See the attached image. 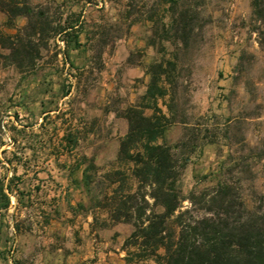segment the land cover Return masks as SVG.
Listing matches in <instances>:
<instances>
[{"label": "rangeland", "instance_id": "1", "mask_svg": "<svg viewBox=\"0 0 264 264\" xmlns=\"http://www.w3.org/2000/svg\"><path fill=\"white\" fill-rule=\"evenodd\" d=\"M31 2L51 25L69 21L82 28L79 45L74 34L49 28L33 36L18 66L10 47L22 49L16 36L27 43V20L20 16L11 25L0 11L6 44L0 46V185L13 177L12 191L5 189L9 206L0 208V264H155L124 245L133 227L112 220L105 195L137 186L132 164L117 157L127 131L124 111L144 103L148 66L175 52L177 119L186 124L171 125L165 142L187 158L183 193L212 184L210 174L228 155V123V135L239 141L232 142L231 156L252 161L262 155L254 178L243 182L244 194L253 199L264 192V49L252 0H190L198 18L187 50L161 31L154 34L150 21L126 28V16L163 15L154 0ZM158 105L167 111L162 99ZM66 133L77 135L74 146L63 140ZM90 163L86 189L82 171ZM110 174L118 179L113 185Z\"/></svg>", "mask_w": 264, "mask_h": 264}, {"label": "trees", "instance_id": "2", "mask_svg": "<svg viewBox=\"0 0 264 264\" xmlns=\"http://www.w3.org/2000/svg\"><path fill=\"white\" fill-rule=\"evenodd\" d=\"M82 1L93 5L98 0ZM153 8L162 9L163 15L155 12L143 18L126 16V28L141 20L150 21L154 34L161 31L166 40L187 50L195 40L193 34L198 18L193 3L190 0H154ZM252 9L258 21L255 29L258 43L264 49V0H252ZM0 11L11 25L20 16L27 20L24 26L27 43L22 36L20 39L16 36L22 49L10 47V55L19 59L18 66H22L20 59L28 51L30 39L41 36L48 28L55 35L74 34L75 44H80L81 23L66 21L51 25L31 0H0ZM5 45L0 41V46ZM178 66L177 52L172 58L152 62L148 66L150 79L144 103L131 105L124 111L127 131L119 140L117 157L132 164L131 174L137 186L129 191H121L117 186L110 197L105 195L110 216L114 221L132 225L133 230L124 241L126 247L135 248L132 255L139 259L152 258L155 264H264V192L248 199L243 191V182L254 178L253 165L262 155H254L252 161L242 155L231 156L232 142H239L232 140L235 134L228 135L233 124L228 123L224 129L230 140L226 145L228 155L220 161L217 171L210 174L212 184L191 190L188 195L182 191L181 176L187 158L165 142V133L171 125L186 124L177 119L175 98L179 83L174 73ZM167 96L169 100L166 101ZM158 99L163 100L167 111L158 105ZM146 108L152 110L151 114L145 113ZM62 138L71 146L77 142L75 133L63 134ZM94 167V163H90L82 171L86 189L92 182L87 171ZM113 174H120V171ZM112 175L109 182L113 185L118 179ZM12 180L13 177L6 187L0 185V208L9 206L10 198L5 189L12 191ZM158 207L160 210L156 209Z\"/></svg>", "mask_w": 264, "mask_h": 264}]
</instances>
